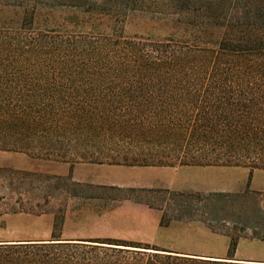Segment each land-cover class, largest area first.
<instances>
[{
	"label": "trees",
	"instance_id": "1",
	"mask_svg": "<svg viewBox=\"0 0 264 264\" xmlns=\"http://www.w3.org/2000/svg\"><path fill=\"white\" fill-rule=\"evenodd\" d=\"M135 13L185 35L127 36ZM0 151L264 171V0H0ZM159 193L178 220L232 226L227 257L53 236L0 242V264H264L234 259L248 232L264 241V192Z\"/></svg>",
	"mask_w": 264,
	"mask_h": 264
},
{
	"label": "rangeland",
	"instance_id": "2",
	"mask_svg": "<svg viewBox=\"0 0 264 264\" xmlns=\"http://www.w3.org/2000/svg\"><path fill=\"white\" fill-rule=\"evenodd\" d=\"M124 25L126 35L130 37L164 40L185 35L174 25L148 13L130 14ZM51 164L28 154L0 152V242L49 241L53 236L60 240L115 239L180 254L227 257L231 241L228 234L234 235L228 223L220 220L205 223L201 213L178 220L180 214L166 193L116 188L98 190L90 185L86 189L66 177L51 175ZM226 173L228 188L234 190L248 181L247 188L194 194L264 192L259 191L264 187V171L228 167ZM80 195L85 199L75 198ZM126 199L163 211L165 222L175 220L169 222L165 231H127L120 226L122 218L128 220L127 210L121 208ZM222 214L228 217V211ZM246 236L239 241L234 259L264 262V241L253 239L250 232Z\"/></svg>",
	"mask_w": 264,
	"mask_h": 264
},
{
	"label": "crops",
	"instance_id": "3",
	"mask_svg": "<svg viewBox=\"0 0 264 264\" xmlns=\"http://www.w3.org/2000/svg\"><path fill=\"white\" fill-rule=\"evenodd\" d=\"M51 163V175L66 177L80 185V187L85 186L86 189L90 185L98 190L116 188L118 190H135L142 193L169 191L174 193L202 194L242 191L244 186L245 189L247 188L248 184L247 181L234 190L228 188V173H226L228 167H126L88 163ZM254 176L255 174L252 176L250 187ZM220 177L225 179L222 180ZM230 186H233V184H230ZM262 190H264V187L260 188L259 191ZM75 198L85 199L82 195L75 196ZM121 208L122 210H127L128 220L125 221L122 218L120 226L127 231L136 233L140 231L151 232L166 230L165 227L161 226L163 211L155 207H150L143 202L126 199L121 203ZM262 243L264 244V242ZM239 245L240 243L238 247Z\"/></svg>",
	"mask_w": 264,
	"mask_h": 264
}]
</instances>
